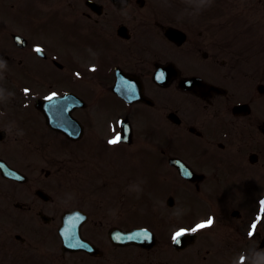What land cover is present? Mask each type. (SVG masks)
I'll use <instances>...</instances> for the list:
<instances>
[{
    "label": "flooded vegetation",
    "instance_id": "obj_1",
    "mask_svg": "<svg viewBox=\"0 0 264 264\" xmlns=\"http://www.w3.org/2000/svg\"><path fill=\"white\" fill-rule=\"evenodd\" d=\"M164 1L19 0L0 16V162L17 172L0 169V254L13 239L29 257L22 236L41 230L56 250L73 211L92 249L77 264L120 263L136 248L110 232L139 225L158 231L154 264H174L180 227L203 260L246 244L248 184L264 182V0ZM66 95L74 125V100L44 105Z\"/></svg>",
    "mask_w": 264,
    "mask_h": 264
},
{
    "label": "rangeland",
    "instance_id": "obj_2",
    "mask_svg": "<svg viewBox=\"0 0 264 264\" xmlns=\"http://www.w3.org/2000/svg\"><path fill=\"white\" fill-rule=\"evenodd\" d=\"M256 197L257 196H255L253 198L254 199V202H255ZM250 199L252 200V197ZM195 215H197V214H195ZM251 215H252V205L249 204L248 205V217H251ZM179 221H182V219H180ZM246 223H247V221H246ZM22 227H25V226L23 225ZM259 229H260V235L259 236H256L255 240L254 239H247V240H249L248 241L249 242V245L246 246L245 249H246V252H247L246 254H247L248 258L246 257L245 263L243 262L242 264H249V260H250V258H251V256H252L253 253L258 252V251H264V223L263 222L260 223V225L257 227V230H259ZM34 242L37 243L38 240L35 239ZM262 242H263V246H261ZM40 243H41V241H40ZM234 248L239 249V247H234ZM193 250H194V248H193ZM143 253L144 252L137 251V254H136L137 260H141L140 261L141 263L142 262L143 263L146 262L145 261V258L148 255H150V254H147V256H145ZM151 255L153 256V253H151ZM155 255H157V254H155ZM155 255L152 257V259H153L154 262L157 261V260H159V258L155 259L156 258ZM201 255L203 256L204 253H202ZM194 257L196 258L195 264H205V263H209V260H210V258H208L207 260H203L200 256H196V255ZM68 259H70V258H68ZM169 261L171 263L175 262V260H172V259H169ZM213 261L214 262L212 264H225V261L226 260H219V259L214 258ZM4 264H9V263H4ZM185 264H194V263L191 260H187V261H185Z\"/></svg>",
    "mask_w": 264,
    "mask_h": 264
},
{
    "label": "clouds",
    "instance_id": "obj_3",
    "mask_svg": "<svg viewBox=\"0 0 264 264\" xmlns=\"http://www.w3.org/2000/svg\"><path fill=\"white\" fill-rule=\"evenodd\" d=\"M212 0H203L207 6L211 5ZM233 264H238V261H233ZM249 264H264V251H258L252 254Z\"/></svg>",
    "mask_w": 264,
    "mask_h": 264
},
{
    "label": "snow or ice",
    "instance_id": "obj_4",
    "mask_svg": "<svg viewBox=\"0 0 264 264\" xmlns=\"http://www.w3.org/2000/svg\"><path fill=\"white\" fill-rule=\"evenodd\" d=\"M36 51H39V49H36ZM158 78H162V75H161V77H158ZM26 91H27V90H26ZM53 95H54V94H53ZM47 99H52V97L49 96V97H47ZM109 143H110V144H115V143H117V140H110ZM212 224H213V220H212L211 218H209V219L206 221V223H201V224L196 225V227L193 228L192 231L195 232L197 229H202V228H205V227H209V226H211ZM253 228H255V225H253ZM182 234H183V231H181V232H177V233L174 235L173 239L176 240V237H178V236H180V235H182ZM249 235L251 236L252 233L250 232Z\"/></svg>",
    "mask_w": 264,
    "mask_h": 264
}]
</instances>
